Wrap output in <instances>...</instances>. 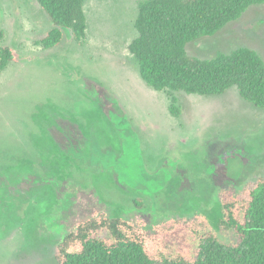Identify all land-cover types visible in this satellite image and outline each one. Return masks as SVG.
<instances>
[{
    "label": "rangeland",
    "instance_id": "1",
    "mask_svg": "<svg viewBox=\"0 0 264 264\" xmlns=\"http://www.w3.org/2000/svg\"><path fill=\"white\" fill-rule=\"evenodd\" d=\"M139 1L84 0L82 43L63 29L45 49L52 24L37 1L0 0L1 41L18 54L0 72V264H59L60 240L94 209L140 216L147 229L202 213L221 242L237 241L218 192L264 177V108L231 86L177 91L171 114L129 50ZM240 47L264 61V4L185 49L211 59Z\"/></svg>",
    "mask_w": 264,
    "mask_h": 264
},
{
    "label": "trees",
    "instance_id": "2",
    "mask_svg": "<svg viewBox=\"0 0 264 264\" xmlns=\"http://www.w3.org/2000/svg\"><path fill=\"white\" fill-rule=\"evenodd\" d=\"M52 26L38 43L59 44L63 29L78 43L85 37L84 0H36ZM264 0H140L134 21L136 37L129 50L141 79L169 97V112L179 114L177 91L216 95L231 86L255 107L264 108V61L251 48L217 52L201 59L186 52L187 43L212 36L237 20L249 6ZM0 72L18 59L15 49L2 43ZM221 226L237 235L235 243L219 240L202 213L171 217L147 229L140 216H112L103 209L84 212L73 220L60 240L59 264H264V177L241 191L222 187ZM134 204L141 205L140 199Z\"/></svg>",
    "mask_w": 264,
    "mask_h": 264
}]
</instances>
